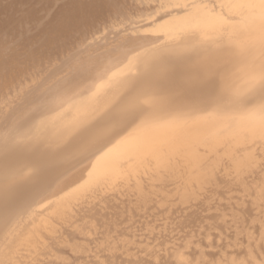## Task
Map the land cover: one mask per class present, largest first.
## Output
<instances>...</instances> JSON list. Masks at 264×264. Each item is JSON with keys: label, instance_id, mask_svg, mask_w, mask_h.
Masks as SVG:
<instances>
[{"label": "bare ground", "instance_id": "bare-ground-1", "mask_svg": "<svg viewBox=\"0 0 264 264\" xmlns=\"http://www.w3.org/2000/svg\"><path fill=\"white\" fill-rule=\"evenodd\" d=\"M49 14L88 22L53 33ZM0 19L16 22L0 35V264L71 260L88 226L51 237V209L180 139L264 144V90L245 82L264 62V0H0ZM137 223L129 209L124 244L148 242Z\"/></svg>", "mask_w": 264, "mask_h": 264}, {"label": "snow or ice", "instance_id": "snow-or-ice-1", "mask_svg": "<svg viewBox=\"0 0 264 264\" xmlns=\"http://www.w3.org/2000/svg\"><path fill=\"white\" fill-rule=\"evenodd\" d=\"M53 16L43 18L53 25V33L88 22ZM14 23L0 19V35ZM245 82L250 89L259 85L264 90V62ZM200 124L194 121L191 128ZM222 139L215 150L204 141L195 153L180 139L169 152L132 166L136 171H117L82 191L74 189L69 202L51 209L50 215L59 219L42 223L51 237L67 232L69 240L74 234L79 240L83 221L88 226L87 245L74 251L71 260L52 259V264H190L193 255L196 264L202 255L208 264H264V144L241 152L226 143L228 138ZM145 194L149 199L139 205L138 213L137 199ZM129 209L132 217L146 221L137 223L138 233L151 229L147 243L143 235L137 236L136 244L123 243L131 239ZM113 219L115 226L108 223Z\"/></svg>", "mask_w": 264, "mask_h": 264}]
</instances>
